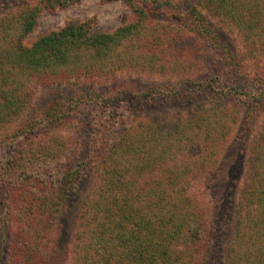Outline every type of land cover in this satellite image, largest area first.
I'll list each match as a JSON object with an SVG mask.
<instances>
[{
	"label": "trees",
	"instance_id": "obj_1",
	"mask_svg": "<svg viewBox=\"0 0 264 264\" xmlns=\"http://www.w3.org/2000/svg\"><path fill=\"white\" fill-rule=\"evenodd\" d=\"M2 1L10 9L0 13V132L6 131L9 143L0 138V146L12 149L0 160V264H49L54 257L62 264H264V136L249 157L250 179L235 211L233 241L226 244L235 182L229 179V208L222 207L224 230L218 225L207 234L203 214L188 193L193 168L205 159L185 136L192 125L176 122L173 129L130 122L105 139L83 138L89 152L70 164L62 159L71 140L50 137V128L70 127L72 115L81 114L80 104L93 99L79 97L66 114L53 107L34 123L9 127L30 105L31 81L48 85L56 78L127 70L177 77L181 81L171 93L189 80L193 93H203L209 103L188 121L196 122L205 138L217 129L214 140L220 139L222 119L238 117L237 99L248 105L249 123L264 106V70L248 78L243 56L226 45L210 19L233 21L255 53L264 45V0H121L132 18L112 30L94 31L90 20L70 21L29 44L24 39L42 11L80 0ZM190 34L226 58L237 83L202 74L208 52L195 44L191 54L178 45ZM168 90L154 84L132 95L147 99ZM74 120L76 131H84L88 122ZM92 171L97 184L72 217L80 183L89 181ZM63 215H69L70 227L57 221Z\"/></svg>",
	"mask_w": 264,
	"mask_h": 264
},
{
	"label": "rangeland",
	"instance_id": "obj_2",
	"mask_svg": "<svg viewBox=\"0 0 264 264\" xmlns=\"http://www.w3.org/2000/svg\"><path fill=\"white\" fill-rule=\"evenodd\" d=\"M8 8L10 9V6L8 7L6 2L3 5V1L0 0V13L5 14ZM131 18V10L121 0H80L70 5L42 11L37 19L34 31L24 39V42L29 44L39 34L62 27L70 21L90 20L92 30L96 31L112 30L131 20ZM210 22L219 35L223 37L222 40L226 45L231 49L237 50V56H243L241 68L248 78L251 79L263 72L264 45L261 48L260 45H257V49L253 53L247 49L239 27L233 21L225 17L222 18V16H211ZM170 26H174V23ZM190 35L185 42H178V45L184 44L190 48L187 51L191 54L196 50L197 46H199L200 50L208 52L207 56H209L210 60L208 63L203 62L204 65L201 66L202 74L209 78L216 79L218 76L225 82L237 83L239 79L232 74V68L226 63V58H221L215 49L206 47L200 38H193V35ZM195 44L197 46H194ZM210 64H213L212 68L209 67ZM177 81V77L173 75H158L152 72L138 71L129 72L127 70H105L102 73L90 76L56 78L48 85H44L40 81H31L28 85V89H30L32 94L30 105L9 127L10 129L18 128L27 122L34 123L36 121L35 118L41 117L43 110H51L53 107L56 110L53 111L59 112L58 114H66L69 106L73 105L79 97L93 99L85 101L89 102V105L86 103L80 104V115L78 112V115L74 113V116L79 117L82 123L88 122L83 125L84 131H76L79 125H77L73 115L70 127L57 124L52 129L50 128V137L55 138V136L62 135L65 136L67 141L71 140V146L69 145L70 148L62 159H65L64 161L70 164L78 159L80 160L89 152V148L81 144L83 138L91 141L105 139L111 134L117 133L123 125H129L130 122L131 124H136L139 121H152L158 124H166L173 129L176 128V122L182 126L192 125V127H186L185 136L195 141L194 149L200 154L203 153L205 159L201 163L202 167L195 166L193 168L195 177L188 188V193L191 195L190 200L202 212L207 226V234L217 230L215 228L218 225L219 227L221 225L220 228L224 230V222L221 219L225 211L222 212V207L229 208L226 200L230 195V192L227 191L229 179L235 182L231 192L233 197L231 200L232 206L230 207L232 211L231 220L227 223L228 227H226L224 233L225 243L230 244L235 233L234 222L235 218L238 217L237 214L235 215V211L240 201V194L250 179L249 157L254 152L253 148L257 147L258 140L264 136V106L255 113L252 122L249 123L247 117L248 105L237 99L239 111L236 113L238 116L236 121L233 122L227 115L225 116L226 119H222L221 127H224L225 135L220 139L216 137L214 140V136L218 133L216 129L213 133L210 131L211 135L205 138L202 130L197 129V123L188 121V119L195 117L199 106H204L209 101L207 97H204L203 93H193V85H191L189 80L179 84V91L177 88V92L173 91L171 93L170 87L178 85ZM154 84L163 85L166 90H169L166 91L165 95L149 96L147 99L144 97L136 99L135 95H132L139 89H144ZM85 105L86 109H83ZM71 125H75L76 128L72 129ZM212 125L215 124L212 123ZM5 132H0L1 139L6 138ZM216 140L217 144H214ZM11 149L9 146H0V160ZM92 172L94 176L89 181L80 183L81 190L76 197L75 207L72 212L70 211V213H73L72 217L76 214L79 204L81 206L84 199L91 195L97 184L95 172ZM57 221L64 222V225L69 227L71 226L69 215L60 216ZM62 263L59 257H54L49 262V264ZM65 264H70V261H66Z\"/></svg>",
	"mask_w": 264,
	"mask_h": 264
}]
</instances>
